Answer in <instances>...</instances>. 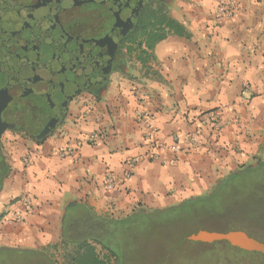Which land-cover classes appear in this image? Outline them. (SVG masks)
I'll use <instances>...</instances> for the list:
<instances>
[{
  "label": "crops",
  "instance_id": "obj_1",
  "mask_svg": "<svg viewBox=\"0 0 264 264\" xmlns=\"http://www.w3.org/2000/svg\"><path fill=\"white\" fill-rule=\"evenodd\" d=\"M169 10L189 37L169 35L151 60L138 61L141 73L130 61L108 88L81 94L41 142L14 135L0 210L24 209L30 198L33 212L24 224L7 225L1 217V241L30 250L55 243L70 201L125 217L139 207L206 195L231 174L264 162V0H238L232 17L219 15L215 0H174ZM142 111L147 116L138 117ZM210 113L220 114L216 132ZM194 131L201 138L195 147L183 139ZM150 135L163 147L154 148ZM177 136L181 151L172 148ZM135 157L132 177L107 189L108 172L122 176Z\"/></svg>",
  "mask_w": 264,
  "mask_h": 264
},
{
  "label": "flooded vegetation",
  "instance_id": "obj_2",
  "mask_svg": "<svg viewBox=\"0 0 264 264\" xmlns=\"http://www.w3.org/2000/svg\"><path fill=\"white\" fill-rule=\"evenodd\" d=\"M173 1L148 0L135 10L130 5L126 6L129 0H0V88L13 87L14 78L21 74L27 83L31 79L33 84L48 87L47 74L34 79L32 72H37L39 76L51 65L60 70L63 62L71 59L68 57L79 50L87 49L88 53H93L94 48H98L95 42L101 38L115 45L106 80L72 97L47 138L68 116L71 102L85 92L100 93L108 88L113 74L121 75L128 71L133 57L129 51L130 41L143 13L160 9L167 12ZM14 135L34 142L43 140L11 127L0 133V190L4 178L10 173L9 149L14 144ZM255 167L247 168L244 172ZM36 251L30 250L28 253L37 254Z\"/></svg>",
  "mask_w": 264,
  "mask_h": 264
},
{
  "label": "rangeland",
  "instance_id": "obj_3",
  "mask_svg": "<svg viewBox=\"0 0 264 264\" xmlns=\"http://www.w3.org/2000/svg\"><path fill=\"white\" fill-rule=\"evenodd\" d=\"M167 13L171 15L169 9ZM132 55L134 59L131 61L135 62L131 66L140 70L139 60L135 54ZM255 170L247 173L250 182L247 178L244 179V175L235 178L246 180L243 184L245 186H242L236 196L230 197L233 193L228 192L222 200L217 196L211 197L205 204L195 205L194 210L198 213L184 215L182 212L181 216L169 217L168 220L160 218L156 222L157 227L141 225L136 242L125 237L127 243L123 246L124 257H112L108 264H264V256L237 250L225 241L202 243L188 239L189 235L199 230L240 229L264 243V195L256 187L259 183V170ZM8 205L0 210V218L8 216ZM5 220L8 223L4 224L14 223ZM60 236L55 243L34 248L37 254L28 253L30 248L0 240V264H66L63 256L67 251L64 246H56L60 243ZM1 250L14 252L10 254ZM98 250L101 257H107L106 251L100 248Z\"/></svg>",
  "mask_w": 264,
  "mask_h": 264
},
{
  "label": "trees",
  "instance_id": "obj_4",
  "mask_svg": "<svg viewBox=\"0 0 264 264\" xmlns=\"http://www.w3.org/2000/svg\"><path fill=\"white\" fill-rule=\"evenodd\" d=\"M149 12L150 10H146L143 13L134 36L131 38L129 49L130 53L135 54L136 58L143 63L154 57L153 51L156 44L169 35L175 34L183 37H189L190 35L186 27L170 16L165 9ZM254 166H257L254 168L255 171L259 170L257 176L259 183L256 184V187L260 188L263 196L264 162L260 161ZM244 171L231 174L206 195L194 197L161 209L151 210L139 207L125 217L99 214L86 203L70 205L63 215L61 240L56 246H64L67 251V254L63 256L66 264H108L112 257L121 259L124 257V254H122L124 253L123 246L127 243L125 237H130L131 242H136L141 225L157 227L158 223L156 222L160 218L168 220L169 217L181 216L182 212L184 215L198 213L194 210L195 205H203L211 197L217 196L222 200L228 192L233 193L230 197L236 196L242 186H245L243 185L246 183L244 179H248V172ZM243 175L244 179L242 181H240L241 179H235ZM248 180L250 182V179ZM99 248L107 252L106 258L100 256ZM236 249L249 253L245 250ZM250 253L264 256L261 253Z\"/></svg>",
  "mask_w": 264,
  "mask_h": 264
},
{
  "label": "water",
  "instance_id": "obj_5",
  "mask_svg": "<svg viewBox=\"0 0 264 264\" xmlns=\"http://www.w3.org/2000/svg\"><path fill=\"white\" fill-rule=\"evenodd\" d=\"M146 1L148 0H129L126 6L130 5L131 8L138 10ZM95 45H98V48H94L93 53H88L87 49H81L70 55L68 58L71 59L65 60L60 70H57L55 65H51L45 73L38 70L39 76L37 72H32L34 79L47 74L48 87L33 84L31 79L28 84L21 74L16 79L14 78L13 87L0 88V133L5 128L11 127L24 131L37 139H44L50 134L72 97L106 80L112 66L111 58L115 45L106 43L102 38L95 42ZM72 62H74L73 65ZM74 203L81 204L82 202H67L63 215L67 207ZM188 239L202 243L225 241L241 250L264 254V243L240 229L199 230L189 235Z\"/></svg>",
  "mask_w": 264,
  "mask_h": 264
},
{
  "label": "built area",
  "instance_id": "obj_6",
  "mask_svg": "<svg viewBox=\"0 0 264 264\" xmlns=\"http://www.w3.org/2000/svg\"><path fill=\"white\" fill-rule=\"evenodd\" d=\"M215 1L217 2V13L222 16L232 17L236 9L238 8V0H215ZM248 89H249V85L245 84L242 90V96L246 94ZM144 115H145V112L142 111L141 113L138 114V117L144 116ZM145 116H147V114ZM219 118H220L219 113H215V114L210 113L209 116L207 117V122L210 124V126L215 132L221 129ZM150 133L154 135L157 134L154 128L150 130ZM97 138H98V135L91 134L88 137V141L95 142ZM183 139L189 145L195 147L201 138H200V133L198 131H194V132L187 134L186 137ZM180 142H181L180 137L177 136L175 138V143L172 146L174 151H181ZM150 143L154 148L163 147L162 144L154 137H151V135H150ZM154 153L155 152H153L152 155ZM25 160L29 161V158L26 157ZM137 161H138V158L136 157L127 160L126 162L127 169L122 176H117L114 172H108V174L106 175V179H105L106 188L110 190L114 189L118 184L124 183L125 181L130 179L133 175V168L137 165ZM23 202L25 205L24 209L11 210L8 216L6 217L8 221L15 222V223H22V224L26 223L29 214L33 212V203L30 198L23 199Z\"/></svg>",
  "mask_w": 264,
  "mask_h": 264
}]
</instances>
